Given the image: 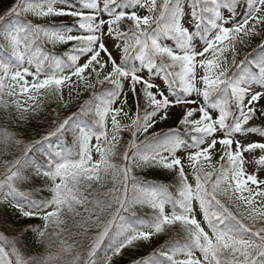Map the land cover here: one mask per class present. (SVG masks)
I'll use <instances>...</instances> for the list:
<instances>
[{
    "label": "snow or ice",
    "instance_id": "1",
    "mask_svg": "<svg viewBox=\"0 0 264 264\" xmlns=\"http://www.w3.org/2000/svg\"><path fill=\"white\" fill-rule=\"evenodd\" d=\"M0 264H264V0H0Z\"/></svg>",
    "mask_w": 264,
    "mask_h": 264
},
{
    "label": "trees",
    "instance_id": "2",
    "mask_svg": "<svg viewBox=\"0 0 264 264\" xmlns=\"http://www.w3.org/2000/svg\"><path fill=\"white\" fill-rule=\"evenodd\" d=\"M257 43H259V38H257V39H255V40L252 41L251 47H249V48L241 51V53H240L241 57H243L245 51L251 52L252 47H255ZM32 123L35 124L36 122L33 121ZM145 175H147V178L148 179H160V180H162L165 183L168 182V180H167L166 177H164V176L162 177L161 174H158V173H155V172H153L151 174H145Z\"/></svg>",
    "mask_w": 264,
    "mask_h": 264
}]
</instances>
